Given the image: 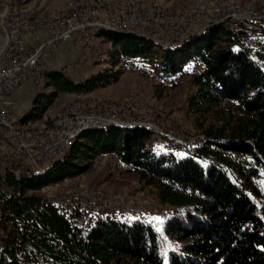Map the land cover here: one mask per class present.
<instances>
[{
  "label": "trees",
  "instance_id": "16d2710c",
  "mask_svg": "<svg viewBox=\"0 0 264 264\" xmlns=\"http://www.w3.org/2000/svg\"><path fill=\"white\" fill-rule=\"evenodd\" d=\"M119 70L74 81L65 70L44 73L54 89L37 93L19 123L41 121L60 93L86 95L117 83L130 68L150 66L173 81L193 63L188 108L212 117L203 145L186 155L161 152L145 127L84 130L44 175L6 177L16 198L1 206L0 264H264V45L240 27L219 23L178 45L129 32L99 31ZM113 156L171 208L160 230L121 216L79 224L43 195L29 194L89 173ZM86 233L83 234V231Z\"/></svg>",
  "mask_w": 264,
  "mask_h": 264
},
{
  "label": "built area",
  "instance_id": "2783aa9c",
  "mask_svg": "<svg viewBox=\"0 0 264 264\" xmlns=\"http://www.w3.org/2000/svg\"><path fill=\"white\" fill-rule=\"evenodd\" d=\"M216 22L240 27L249 36L253 35L251 37L258 46L264 45V17L260 2L252 10H243L228 2L193 0L183 9L181 18H171L162 10L136 6L129 0H93L68 11L67 19L57 23H41L21 10L17 0L12 21L6 24L15 35L14 51L6 58L0 74V215L3 197L14 199V189L5 178L15 179L19 174L30 173L46 166L50 159L58 158L68 144L69 137L86 124H152L159 127V137H173L166 132L164 122L157 124L155 113H144L141 109L131 113L127 109L125 111V106H111L108 103L91 104L85 100L87 98L83 99V95L78 96L76 107L63 112L59 128H49L48 133H37L30 128L15 129L13 118L22 115L15 112V95L31 82L35 87L39 86L41 69L46 68L50 53L60 46L74 43L86 56L90 50H85V43H89V33L98 26L137 31L158 41L177 44L179 40L189 37L185 36V28H196L197 35L207 24ZM40 34L44 36L35 43L28 41L29 36ZM251 37H248V41L254 43ZM76 66H68L65 71L71 72ZM41 190L51 192V187ZM52 203L63 213L79 212L81 225H88L99 213H105L108 209H116L119 214L134 215V219L141 218L149 211L133 207L126 201L115 203L109 200V194L94 189L91 193L71 194L67 188L58 193V200ZM85 233L86 230L83 231Z\"/></svg>",
  "mask_w": 264,
  "mask_h": 264
},
{
  "label": "rangeland",
  "instance_id": "374dc122",
  "mask_svg": "<svg viewBox=\"0 0 264 264\" xmlns=\"http://www.w3.org/2000/svg\"><path fill=\"white\" fill-rule=\"evenodd\" d=\"M76 0H18L19 6L31 12L35 19L41 21L48 16L63 11L68 8L69 4ZM140 4L155 8V10L163 9L169 12L171 18L181 17L183 9H186L188 4L193 0H134ZM220 2H228L231 6L243 10H252L253 6L260 2L262 14L264 17V0H217ZM17 0H0V22L2 16L6 15L9 21L13 18L14 7ZM259 6V5H258ZM257 6V7H258ZM7 13V14H6ZM169 16V17H170ZM219 23L207 24L205 28L197 32L201 34L208 28L216 26ZM185 36L196 35V28H185ZM253 36V35H251ZM248 34V37H251ZM179 40L182 43L189 39ZM252 38V37H251ZM254 42V39L252 38ZM157 45H168L163 41L155 40ZM178 44H171L175 46ZM3 46L2 42L0 47ZM2 49V48H0ZM90 50L84 56L74 43L65 44L50 53L46 59L45 72L53 70H67L68 66H77L73 71H67L69 77L74 81L84 80L87 77L105 74L108 70H119L110 57L109 52L113 51L112 45L102 38H95L94 45L87 49ZM1 55V54H0ZM83 59L81 62L80 59ZM197 70V66L193 63L189 64L184 73L174 79L168 81L160 78L150 66H139L128 69L117 83L101 87L91 93L83 95V99L89 100L91 104L108 103L111 106H125V111L135 113L139 109L144 113H155L156 122H164L167 131L172 134V138L159 137V132L156 131L152 142L156 149L161 152H171L177 156L186 155L187 152L197 146L203 145V132L206 127L213 124L212 117H198L193 115L188 108L189 99L194 91V86L191 82V75ZM44 73L43 78L44 79ZM40 81V83H41ZM38 87V86H37ZM34 84H26L18 95L16 100L15 112L22 114L31 108L32 102L36 94L44 93L50 95L54 92L52 87L44 81L42 88L37 89ZM80 94L60 93L55 99L54 105L46 113L45 117L36 123L45 122L46 119L51 120L65 108L76 106L77 98ZM123 113V112H122ZM24 114L18 115L22 119ZM34 123V122H33ZM116 123H108L100 125L104 128L115 125ZM143 125L147 128L148 124H131L125 126L133 128ZM146 125V126H145ZM119 126V125H115ZM124 127L123 125H121ZM155 126V125H153ZM142 127V126H141ZM100 128V127H97ZM156 128L159 129L158 126ZM148 129V128H147ZM105 157H108L105 156ZM101 157L96 160L94 167L89 173L79 176L77 179H68L63 182L50 184L44 188H50V191H29V194L43 195L46 199L58 200V193L70 190L71 194L91 193L92 190L99 193L109 194V200L115 203H131L133 207L146 208V211L141 218H135L134 215L116 213V209H108L105 213H99L93 222L104 216H121L126 222L136 220L144 221L153 226L156 230H160L164 222L169 217L171 208L163 205L157 197L155 189L146 186L140 182L136 174L122 164L117 158ZM105 158V161H103ZM42 188V189H44ZM93 222L89 224H93Z\"/></svg>",
  "mask_w": 264,
  "mask_h": 264
},
{
  "label": "bare ground",
  "instance_id": "6f19581e",
  "mask_svg": "<svg viewBox=\"0 0 264 264\" xmlns=\"http://www.w3.org/2000/svg\"><path fill=\"white\" fill-rule=\"evenodd\" d=\"M89 1H93V0H76V1L72 2L71 4H69L67 9H65L63 11H60L58 13H55V14H53L51 16H48L47 18H44V19H42L39 22H41V23H57L60 20L67 19L68 18V11H70L72 9H77V8H79L80 4H83V3H86V2H89ZM129 3H132V4L136 5V6L145 7L146 9L155 10V8H153V7L152 8L146 7V6H144V5H142L139 2L134 1V0H129ZM19 8L21 10H25L22 6H19ZM157 10H158V8H157ZM159 10H162V12H164V14H166L167 16H170L169 12L167 13L168 10L167 11H165L163 9H159ZM25 11H26V13L29 14L30 17H33V14L31 12H29L27 10H25ZM2 17H3L2 18L3 20L0 22V43L2 42L3 46L0 47V48H2V49H0V54H1L0 55V74L2 73V67H3V65H5L6 58H8L10 56V53L12 51H14V43H15V35H13L12 31L9 30L8 27H6V24H10L12 19L9 21V18L6 19V15L2 16ZM179 18H181V17H179ZM99 31L129 32V33H134V34H138V35H141V36H147V37L153 38L151 36H148L145 33H138L137 31H126L124 29H120V28L113 27V26H98V27H95L89 33V43H85V50L90 49L94 45V40L96 38V33L99 32ZM44 71H45V68H42L41 69V74H40V81L43 78ZM74 107H76V106L74 105V106L65 108L64 110H62L60 113H58L51 120L46 119L45 122H42L40 124L36 123V122H34V123L33 122H29L27 124H22L21 125L19 123L18 116H17V118H16V116H14V118H13V127L15 129L30 128V130H35L37 133H48L49 132V128H59L60 127V118H63V112H66V111H68V110H70V109H72ZM115 125L121 126L122 124H115ZM141 126L143 127V125H140V127ZM97 127L101 128V126H95V124H86V125H84L83 128L77 129L75 131V133L73 135H71V137H69V142L66 145V147L63 148L62 154L59 155V157L56 158V159H50L49 162L57 160V159L65 156L66 152L70 149V147L72 146V144L74 143L76 138L84 130H88V129H91V128H97ZM102 128H104V126ZM147 128L153 130L155 133H156V131L159 132V129L156 128V126H153L152 124H148ZM46 168H47L46 166H42L39 169H36V170H34V171L30 172V173L19 174V175L15 176V179H16V181H20L23 177H32V176H35V175H40V176L44 175L45 172H46ZM15 198H16V193L14 191V199ZM8 200H11V197H3V203L8 201Z\"/></svg>",
  "mask_w": 264,
  "mask_h": 264
},
{
  "label": "crops",
  "instance_id": "0c3cea01",
  "mask_svg": "<svg viewBox=\"0 0 264 264\" xmlns=\"http://www.w3.org/2000/svg\"><path fill=\"white\" fill-rule=\"evenodd\" d=\"M44 36V34H40V35H37V36H29L28 37V41L31 43V44H33V43H35L40 37H43ZM23 91L21 90V93H22ZM21 93H17L16 95H15V99L16 100H18V95L19 94H21ZM27 111H24L22 114H25ZM16 118H17V116H16ZM19 118V117H18ZM77 179V178H76Z\"/></svg>",
  "mask_w": 264,
  "mask_h": 264
}]
</instances>
